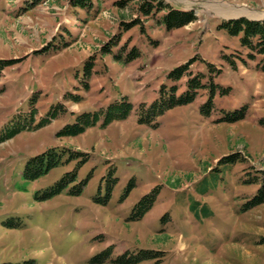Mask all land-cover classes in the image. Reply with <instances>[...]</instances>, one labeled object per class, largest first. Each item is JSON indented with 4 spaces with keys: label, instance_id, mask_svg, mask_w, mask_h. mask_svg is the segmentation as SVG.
I'll use <instances>...</instances> for the list:
<instances>
[{
    "label": "rangeland",
    "instance_id": "1",
    "mask_svg": "<svg viewBox=\"0 0 264 264\" xmlns=\"http://www.w3.org/2000/svg\"><path fill=\"white\" fill-rule=\"evenodd\" d=\"M113 1L103 0L98 13L78 18L67 0H43L31 8L27 0H0V59L18 61L0 74V264H92L109 248L111 256L102 264L140 250L157 253L140 264H264V203L246 206L260 188L255 177L264 171V127L259 125L264 73L251 61L244 66L237 57L242 52L233 51L240 48L238 38L217 30L221 20L238 18L224 17L219 8L262 20L264 0H162L197 17L170 33L158 25L159 16L147 19L135 3L118 7ZM136 19L144 35L137 33L138 26L122 32ZM131 34L138 59L125 65L101 56L104 44L122 46ZM53 42L58 44L54 50ZM224 54L236 70L221 59ZM90 56L97 58V73L85 92L82 62ZM194 56L221 69L215 82L232 88L228 95L215 96L212 115L205 118L200 111L205 93L154 118L156 127L138 123L139 104L149 107L160 85L170 86L167 72ZM198 60L190 67L193 74L206 72ZM69 93L78 95L79 103L64 97ZM122 95L134 106L126 120L105 127L100 120L81 135L57 138L75 115L105 108ZM33 98L34 120L29 112ZM59 103L65 113L37 128ZM244 106L243 120L217 123L224 116L221 110ZM49 148H68L87 159L24 180L26 162ZM78 165L77 181L88 177L80 196L67 195L68 186L51 199H34ZM111 185L107 205L96 203L94 198L103 199ZM153 190L151 210L129 221L134 205Z\"/></svg>",
    "mask_w": 264,
    "mask_h": 264
},
{
    "label": "trees",
    "instance_id": "2",
    "mask_svg": "<svg viewBox=\"0 0 264 264\" xmlns=\"http://www.w3.org/2000/svg\"><path fill=\"white\" fill-rule=\"evenodd\" d=\"M43 0H27L29 3V8L38 6ZM103 0H67L68 6L78 18L82 14L95 15L98 13L100 8V3ZM130 3L136 4V9L138 14L147 19H156L159 26L163 27L165 32L170 33L177 31L181 28L186 27L190 23L197 20L194 12L192 10H182L181 8H176L162 0H116L113 4L118 7H125ZM137 33L144 35L145 31L139 19L132 21L124 26V33L128 32L130 29L137 27ZM218 31H224L229 37L238 38L240 48L233 51H241L243 55L237 56L239 61L244 66H248L246 61H251L254 63V68L260 73H264V19L262 20H251L244 17H239L236 19L221 20L217 25ZM68 33V32H67ZM70 34V33H68ZM61 37H64L60 32ZM123 43L122 46L118 45V42H108L104 44L100 49L101 56H112L115 62H119L128 65L140 57L139 48L132 43L130 36ZM54 43V42H53ZM52 43V44H53ZM68 43L69 42H65ZM61 41V46L67 47ZM153 46H157L156 42H152ZM63 46V47H64ZM58 47V44L53 45V49ZM117 48V49H116ZM49 49V48H48ZM114 49L117 51L114 52ZM38 52L35 54H40ZM232 56V54H231ZM203 63L206 67V72L197 71L196 74L192 73V67L196 61ZM221 59L232 69L236 70V64L234 60L230 58V55H221ZM22 61V60H21ZM97 58L96 56L88 57L84 62H82V89L85 92L90 90L89 81L96 74L95 65ZM18 61L10 59H0V74L7 67H10L17 63ZM222 70L216 68L214 64L205 61L204 59L194 56L189 59V61L182 63L172 70L168 71L166 74V79L169 81L170 86L160 85L157 93L156 99L148 107L147 104L141 103L136 110L137 121L140 124H147L156 127L157 124L152 125L154 118L162 115L166 110L171 109L176 106H184L195 101V99L207 93L206 101L200 105V111L203 117H210L214 111V98L216 95L223 97L228 95L232 88L223 87L215 82L216 78L221 74ZM78 77V75L76 76ZM70 95V97L68 96ZM64 97L71 99L74 103H79L80 97L78 95L66 94ZM66 98V99H67ZM30 117L34 120L37 117V108L35 104V99L33 98L30 103ZM66 108L62 103L57 104L55 107H51L46 114V118L41 121L37 128L45 126L49 123V120L57 118L61 113H65ZM134 110L133 104L129 101L127 96H120L119 99L110 103L105 108H100L95 112H83L75 115V120L72 124H67L63 126L57 133V138L63 137H75L85 133L89 128L96 126V124L102 120L101 127L109 125L112 121L126 120L132 111ZM224 114L223 117L217 120V123H235L237 121L243 120L247 114V107L244 106L239 110L233 112H226L221 110ZM75 113H72L74 115ZM259 125L264 127V117L259 120ZM83 157L80 163H85L87 155L78 151H72L68 148H49L42 153L35 155L30 158L23 169L22 177L26 181H35L39 178L47 175L52 169L62 166L65 163L71 162V160H77ZM223 160H228V158H223ZM79 165L70 172H66L59 180H57L52 187L46 188L43 194L39 196V192L35 193L34 199L37 201L51 199L54 196L61 194L68 186L70 189L67 191V195L70 196H80L83 189L88 184V177L81 181H77V171ZM259 183L260 188L255 196H253L248 202L247 207H254L264 203V171L259 172V176L255 177ZM70 184H73L70 186ZM114 184V183H113ZM132 184L128 186L125 191V196L128 195ZM112 193V185L106 190L103 199L98 197L94 198V201L101 205H107L110 200ZM156 192L153 190L150 193L143 195L137 204L134 205L129 221H139L146 213H148L154 203ZM8 226L14 227L13 224L7 223ZM112 251L107 249L103 253L99 254L95 258H92V264H102L104 261L108 260L111 256ZM131 253V254H129ZM157 253L147 250H140L137 253L134 252H124L119 254L115 259L111 260L113 264H140L143 262L150 261L156 257ZM28 263V262H27ZM1 264H10L8 262ZM30 264V262L28 263Z\"/></svg>",
    "mask_w": 264,
    "mask_h": 264
},
{
    "label": "bare ground",
    "instance_id": "3",
    "mask_svg": "<svg viewBox=\"0 0 264 264\" xmlns=\"http://www.w3.org/2000/svg\"><path fill=\"white\" fill-rule=\"evenodd\" d=\"M218 13L223 15L224 17H239L241 15H243L242 13H240L239 11H231L230 9H226V8H219ZM245 16L249 17V18H259L261 15H256V14H252V13H245ZM264 16V14L262 15Z\"/></svg>",
    "mask_w": 264,
    "mask_h": 264
},
{
    "label": "water",
    "instance_id": "4",
    "mask_svg": "<svg viewBox=\"0 0 264 264\" xmlns=\"http://www.w3.org/2000/svg\"><path fill=\"white\" fill-rule=\"evenodd\" d=\"M235 19V18H234ZM254 20H259L258 18L257 19H254Z\"/></svg>",
    "mask_w": 264,
    "mask_h": 264
}]
</instances>
